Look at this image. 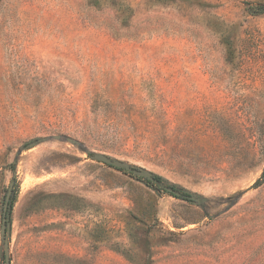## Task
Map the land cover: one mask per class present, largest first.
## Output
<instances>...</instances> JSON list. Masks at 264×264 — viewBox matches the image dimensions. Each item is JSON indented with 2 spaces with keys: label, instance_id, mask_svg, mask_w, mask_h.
Wrapping results in <instances>:
<instances>
[{
  "label": "rangeland",
  "instance_id": "374dc122",
  "mask_svg": "<svg viewBox=\"0 0 264 264\" xmlns=\"http://www.w3.org/2000/svg\"><path fill=\"white\" fill-rule=\"evenodd\" d=\"M263 173L264 0H0L10 264H264Z\"/></svg>",
  "mask_w": 264,
  "mask_h": 264
},
{
  "label": "water",
  "instance_id": "95a60500",
  "mask_svg": "<svg viewBox=\"0 0 264 264\" xmlns=\"http://www.w3.org/2000/svg\"><path fill=\"white\" fill-rule=\"evenodd\" d=\"M90 157L96 161L105 163L113 168L119 170H125L129 172L131 175H134L136 178L140 179V177H142L148 179L149 181L155 182L154 173L143 167L134 166L127 161L115 158L113 156L101 152H93L90 154ZM263 178H264V173L262 175V179ZM14 181L15 180L13 178L9 183L1 210L0 237L2 241V247L0 248V256L4 257L5 264H10L9 261V236L11 231L10 209H11V198H12ZM166 189L173 192L176 195H180V192L176 191L174 188L166 187ZM186 192L187 194L183 197L184 200L190 202L200 201L199 197H197L194 193L188 190H186Z\"/></svg>",
  "mask_w": 264,
  "mask_h": 264
},
{
  "label": "trees",
  "instance_id": "16d2710c",
  "mask_svg": "<svg viewBox=\"0 0 264 264\" xmlns=\"http://www.w3.org/2000/svg\"><path fill=\"white\" fill-rule=\"evenodd\" d=\"M10 167H11V170L14 172L15 171L14 165L11 164ZM120 171L125 172V173H129V172L125 171V170H120ZM154 178H155V182H152V181H149L146 178L140 177V179H142L143 181H145L147 184L156 186V188L162 189L165 192H168V193L172 194L175 197H178V198H182L183 199V197L187 194L186 189H184V188H182V187H180V186H178L176 184H173V183L168 182L165 178H163L159 174L154 173ZM166 187L174 188L176 191H179L180 192V195L174 194L173 192L167 190ZM12 203H13V201H11V207H12ZM10 211H11V209H10Z\"/></svg>",
  "mask_w": 264,
  "mask_h": 264
}]
</instances>
